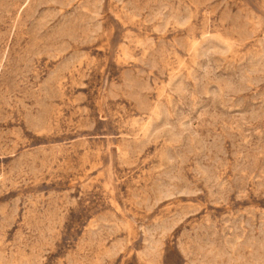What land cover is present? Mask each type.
Masks as SVG:
<instances>
[{
	"label": "rangeland",
	"instance_id": "1",
	"mask_svg": "<svg viewBox=\"0 0 264 264\" xmlns=\"http://www.w3.org/2000/svg\"><path fill=\"white\" fill-rule=\"evenodd\" d=\"M0 264H264V0H0Z\"/></svg>",
	"mask_w": 264,
	"mask_h": 264
}]
</instances>
